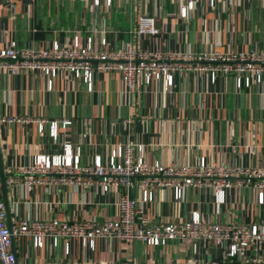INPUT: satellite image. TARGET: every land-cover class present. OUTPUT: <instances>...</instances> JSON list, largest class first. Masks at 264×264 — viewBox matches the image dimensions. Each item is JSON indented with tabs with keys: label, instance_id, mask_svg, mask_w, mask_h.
I'll return each instance as SVG.
<instances>
[{
	"label": "crops",
	"instance_id": "obj_1",
	"mask_svg": "<svg viewBox=\"0 0 264 264\" xmlns=\"http://www.w3.org/2000/svg\"><path fill=\"white\" fill-rule=\"evenodd\" d=\"M152 19L156 34H137L140 24ZM92 36L96 48L106 38L108 49L132 44L139 50L173 52H247L264 48V0L232 4L218 0L211 7L196 2L186 17L170 0H112L95 6L92 0L17 1L9 8L0 2V49L8 41L19 46L48 45L53 40L84 42ZM248 86H237L233 73L185 70L174 75L173 85L138 80L128 90L119 72H95L91 89L83 80L61 71L48 86L49 77L39 71L0 72V158L7 184L9 222L65 219L106 221L117 218L116 201L122 188L103 192L93 175L72 173L73 182L36 183L31 190L26 175L18 172L38 154L57 155L62 145L79 149L81 165L99 154L106 158L119 143L142 144V156L151 163H232L264 166V76ZM59 120L57 135H50V122ZM64 119L71 120L63 124ZM45 120L40 131L39 122ZM45 179L47 176H39ZM227 189L220 205L213 201L211 187H189L182 201L171 189H154L146 208L150 224L180 222L197 211L201 218L220 222H254L264 230V204L249 209L252 185ZM249 186V187H248ZM2 195V194H1ZM137 196V190L132 191ZM7 219V218H6ZM17 264H221L222 248L201 240H169L164 246L142 241L99 238L94 249L71 241L64 253L63 241L56 246L45 238L36 248L31 238L14 240ZM264 257V245L258 249ZM249 253L254 254L252 251Z\"/></svg>",
	"mask_w": 264,
	"mask_h": 264
},
{
	"label": "built area",
	"instance_id": "obj_2",
	"mask_svg": "<svg viewBox=\"0 0 264 264\" xmlns=\"http://www.w3.org/2000/svg\"><path fill=\"white\" fill-rule=\"evenodd\" d=\"M17 1L33 3L35 0H0L12 8ZM95 6L112 0H92ZM178 6L181 17H186L199 0H170ZM213 7L218 0H206ZM232 4L242 0H226ZM252 1V0H246ZM156 34L158 29L152 19L140 24L137 34ZM101 49L96 48L93 37L87 36L80 42L78 36L71 43L53 40L48 45L28 44L19 46L16 40H9L0 49V72L16 74L19 71H39L48 76V86L52 87L53 78L61 71L71 73L83 80L90 90L93 74L116 71L121 74L128 90H133L138 80L146 84L162 81L164 89L174 82V75L185 70L207 72L211 80L217 72L233 73L237 86L250 84V74L256 82L264 76V48L247 52H152L139 50L132 44H124L118 49H108L105 37L100 39ZM15 120L12 116L2 117L1 122ZM40 131L45 120H40ZM59 120L50 122V135L56 138ZM71 120L64 119L63 124ZM143 145L130 142L119 143L104 159L94 155L90 162L81 165L79 149L73 154L71 144L62 145V153L57 155L38 154L30 165L18 169L26 175L27 189L39 182L63 184L73 182L72 173L93 175L103 192H119L116 201L117 218L98 221H69L65 219L21 220L14 227L7 225L5 205L1 195L0 183V264H16L13 241L16 238H31L36 248L43 246L45 238H50L54 246L59 239L63 241L64 253L71 249V241L76 240L91 250L99 238H114L122 242L139 240L150 246H164L169 240H201L222 248V264H264V257L257 251L264 245V230L254 222H220L201 218L193 211L189 218L180 222H159L150 224L146 208L153 201L154 189H171L174 200L182 201L189 187H211L213 201L218 206L225 200L227 189H239L244 184L252 185V199L249 209L264 204V166L261 168L247 165L225 163L221 165L207 163L200 158L197 164H164L159 160L148 163L142 156ZM47 176L45 179L39 176ZM18 177L10 175L6 184H13ZM249 187V186H248ZM137 190V196L132 191ZM252 251L254 254L249 253Z\"/></svg>",
	"mask_w": 264,
	"mask_h": 264
},
{
	"label": "water",
	"instance_id": "obj_3",
	"mask_svg": "<svg viewBox=\"0 0 264 264\" xmlns=\"http://www.w3.org/2000/svg\"><path fill=\"white\" fill-rule=\"evenodd\" d=\"M6 174L3 171V166L1 164V158H0V183H1V194L2 199L5 205V211H6V218H7V225L9 228H11V224L9 222V203H8V192H7V184H6ZM13 252L16 255L15 248H14V241H13ZM16 264H17V255H16Z\"/></svg>",
	"mask_w": 264,
	"mask_h": 264
},
{
	"label": "trees",
	"instance_id": "obj_4",
	"mask_svg": "<svg viewBox=\"0 0 264 264\" xmlns=\"http://www.w3.org/2000/svg\"><path fill=\"white\" fill-rule=\"evenodd\" d=\"M222 264V263H221ZM235 264H238V263H235Z\"/></svg>",
	"mask_w": 264,
	"mask_h": 264
},
{
	"label": "rangeland",
	"instance_id": "obj_5",
	"mask_svg": "<svg viewBox=\"0 0 264 264\" xmlns=\"http://www.w3.org/2000/svg\"><path fill=\"white\" fill-rule=\"evenodd\" d=\"M212 222H214V221H212Z\"/></svg>",
	"mask_w": 264,
	"mask_h": 264
}]
</instances>
